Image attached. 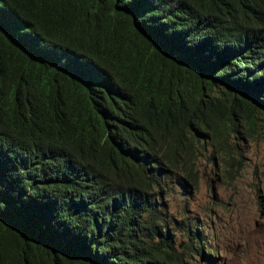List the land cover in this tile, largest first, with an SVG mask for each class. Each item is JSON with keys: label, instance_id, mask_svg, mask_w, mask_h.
I'll use <instances>...</instances> for the list:
<instances>
[{"label": "trees", "instance_id": "16d2710c", "mask_svg": "<svg viewBox=\"0 0 264 264\" xmlns=\"http://www.w3.org/2000/svg\"><path fill=\"white\" fill-rule=\"evenodd\" d=\"M262 31L264 0H0V264H188L166 201L264 133Z\"/></svg>", "mask_w": 264, "mask_h": 264}, {"label": "rangeland", "instance_id": "374dc122", "mask_svg": "<svg viewBox=\"0 0 264 264\" xmlns=\"http://www.w3.org/2000/svg\"><path fill=\"white\" fill-rule=\"evenodd\" d=\"M239 147L241 167L234 179L210 161L206 147L197 161V189L166 201L167 214L192 222L190 229L199 234V242L192 239L188 264H264V133L244 138ZM172 239L181 250L186 236L173 228Z\"/></svg>", "mask_w": 264, "mask_h": 264}]
</instances>
